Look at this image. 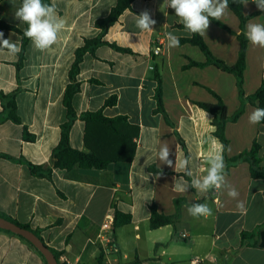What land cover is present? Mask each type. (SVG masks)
Wrapping results in <instances>:
<instances>
[{"label": "crops", "instance_id": "0c3cea01", "mask_svg": "<svg viewBox=\"0 0 264 264\" xmlns=\"http://www.w3.org/2000/svg\"><path fill=\"white\" fill-rule=\"evenodd\" d=\"M244 2L243 13L252 18L243 30L240 19L228 8L219 21L235 34L210 19L207 34L200 35L213 56L227 66L238 62L237 36L246 33V25L264 24V11L253 0ZM116 3L55 0L56 14L64 21L57 42L39 51L29 40L20 69L17 65L22 37L14 31L0 30L19 49L15 54L0 50V93H15L22 121V125L4 121L0 101V154L12 158L0 156V212L38 230L48 247L62 253V264H96L100 248L105 249L107 264H128L136 259L144 264H264V249L241 248L242 232L264 227V180L251 177L247 162L225 170V185L219 190L200 193L189 188L181 193L175 189L176 180L190 183L194 177L206 175L211 154L219 151L224 156L223 144L214 135L213 115L197 103L217 104V95L226 105L228 116H232L241 100L234 75L212 65L185 68L190 61L205 63L207 57L198 46L180 42L193 35L179 27L183 23L174 9L167 7V0H135L105 35L106 41L131 49L134 54L100 46L95 55L84 56L78 75L80 91L73 99L78 119L70 132L71 146L87 151L86 123L80 116L102 109L107 118H127L117 127L124 133L120 138L123 144L136 145L133 160L113 162L103 170L78 166L70 171L54 169L51 180L34 177L19 161L24 158L34 165L51 166V155L66 121L63 98L75 52L85 39L101 33L96 21L107 17ZM20 6L19 0H0V21L25 31L26 23L14 18ZM144 11L156 20L153 31L136 27L137 15ZM168 33L178 37V46L169 47ZM155 46L161 47L160 55H154ZM157 65L163 108L171 123L157 112L158 83L153 74ZM263 81L264 48L249 42L245 97L254 94ZM112 97H116V103L106 107ZM256 108L246 101L243 115L227 123L226 155L236 157L257 142L264 167V126L248 119ZM23 126L36 136L35 142L23 140ZM95 129L89 136L90 144L99 150L109 149L111 139L98 138ZM164 144L171 149V167L158 159V150ZM186 157L191 158L192 176L179 168ZM152 168L158 172H152ZM230 188L239 192L238 197L228 195ZM194 203L207 204L212 214L193 217L188 209ZM153 206L159 214H177L175 225L151 230ZM115 209L130 214L132 220L112 233L111 241L117 246L113 251L106 250L109 238L103 226L108 222L112 225ZM0 264L47 263L24 240L0 232Z\"/></svg>", "mask_w": 264, "mask_h": 264}, {"label": "trees", "instance_id": "16d2710c", "mask_svg": "<svg viewBox=\"0 0 264 264\" xmlns=\"http://www.w3.org/2000/svg\"><path fill=\"white\" fill-rule=\"evenodd\" d=\"M22 4V0H19ZM135 0H117L116 5L112 8L110 14L103 18L96 21V27L100 29L101 33L92 39H85L83 46L78 48L75 52V60L72 64V67L69 72V84L65 89L64 98H63V105L66 109V121L61 125V134L60 140L56 148L53 150L51 155V166L45 167L40 165H34L31 162L21 158L19 161L24 163L28 166L30 173L34 177L38 178H45L51 180L52 173L54 169L70 171L75 166H78L82 169H97L103 170L107 168L110 163L119 162V161H126L131 162L133 160L136 145L132 144L131 146H126L122 143L121 137L124 136V133L117 127L119 122H127L126 117H118V118H107L103 115V110H99L97 112H86L81 114L80 118L82 121L86 123V137H85V144L87 147V151H80L74 149L70 144V132L75 123L78 119V115L73 107V99L76 94L80 91V82L78 81V75L80 72V66L83 62L84 56L86 54L95 55L97 48L100 46H108L120 53L125 54H134L131 49L120 47L115 43H110L105 40V35L108 30L113 27L120 19L122 14L131 9V5ZM243 2L244 0H229V8L237 15V17L241 21V28L242 30L245 27V23L252 18V16H245L243 13ZM42 3L51 5L50 0H42ZM211 19V18H210ZM215 24L220 26L223 29H226L232 34H235L231 31L225 24L220 22L219 20L211 19ZM28 25L26 24V29ZM181 28H185L184 25H179ZM25 29V30H26ZM0 30H9L18 33L22 37V47H21V60L20 63L17 65V68L20 69L22 65V59L24 53L26 51L27 44L29 42V38L24 35L25 31H21L20 29L8 25L5 22L0 21ZM192 37L188 39H181V43H191L193 45L198 46L202 52L207 57V61L205 63H196L190 61L185 68L190 67H205V66H215L217 69H220L226 73L232 74L236 78L237 88L239 92V97L241 100L240 108L234 113L232 116H228L227 107L222 101L220 97H217L218 103L217 104H205V103H197L202 109L207 111L208 113L213 115V125L215 126L214 135L222 142L224 147V162L226 165L225 170L229 171L231 167L236 166L240 162H247L250 167L251 177L253 179H262L264 180V167L261 166V157L260 153V145L257 142H254L251 149L243 151L240 155L232 158H228L226 155V149L228 147V140L225 136V127L229 122H236L244 113L245 111V102L248 101L251 105L257 106L259 108H264V81L262 82L261 86L258 90L248 96L245 97L243 85H244V72L246 68V53H247V45L249 40L247 36L243 33L237 36L240 42V50H239V59L238 62L234 66H227L223 61L218 60L213 56L210 52L209 48L203 41V38L198 33H192ZM154 77L158 83L156 89V100L158 104L157 112L162 113L167 122L171 123L164 108L162 102V83H161V71L160 67L157 65L153 68ZM94 83H99L98 81L92 80ZM0 101L3 108L2 114L4 121H11L17 125H22L21 118L17 112V102H16V95L15 93L12 94H4L0 93ZM116 103V97H112L106 101L105 106H112ZM260 125L264 126V121L259 123ZM97 127L98 131V138L99 137H106L111 139V147L109 149L99 150L94 148L90 144L89 136L92 134V131L95 132ZM137 134H135L136 136ZM23 140L26 142H35L36 136L31 134L28 130L27 126H23ZM182 142V141H181ZM2 158L12 160V158L8 155L0 154ZM152 172L157 173L158 170L155 168L151 169ZM176 204L180 208V204L176 201ZM151 218H150V229L156 230L161 227L165 226H174L176 223V219L178 215L167 216L163 214H159L156 208L153 206L151 208ZM0 217L7 219L18 225L21 228L28 229L34 232L41 240L39 231L32 230L30 226L18 223L15 220L7 217L3 213L0 212ZM132 217L130 214H125L120 212L119 210L115 209L114 219L112 222V231L114 232L117 228L126 226L131 223ZM0 232H5L11 235H15L20 239L27 242L31 247L35 248L30 242L25 240L23 237L13 234L9 231H5L0 229ZM43 241V240H42ZM112 247L114 250H117V246L113 241ZM255 247L264 249V227H258L254 231L248 232L244 231L241 233V248L244 247ZM36 249V248H35ZM49 249L53 252L56 256L58 262L61 256V252L50 248ZM37 250V249H36ZM38 251V250H37ZM59 264H62L59 262ZM96 264H107L105 262V252L104 249L100 248V253L97 258ZM128 264H144L139 259H136L134 262Z\"/></svg>", "mask_w": 264, "mask_h": 264}, {"label": "clouds", "instance_id": "9594fccd", "mask_svg": "<svg viewBox=\"0 0 264 264\" xmlns=\"http://www.w3.org/2000/svg\"><path fill=\"white\" fill-rule=\"evenodd\" d=\"M245 0L244 4H247ZM257 7L264 11V0H253ZM167 7L175 11V15L181 20L185 29L190 33L200 35L207 34L210 26V18L220 20L229 8V0H167ZM14 18L28 25L24 35L29 38L35 49L44 51L49 49L57 42L58 33L64 27V21L56 14L55 0L51 5L42 3V0H22L21 6L15 11ZM156 24L148 11L137 15L136 27L141 31H153V25ZM246 36L249 42L255 46L264 48V24L249 23L246 25ZM169 47L179 45V39L173 33L167 34ZM0 50H7L9 54H15L19 51L17 45L10 39L4 38V33L0 31ZM249 122L258 124L264 121V108L257 107L249 117ZM158 159L162 164L173 165L169 158L171 149L164 144L158 150ZM208 168L206 175L191 179V182L184 180L175 181V189L178 192H187L189 188L196 189L200 193H206L209 190H219L225 185V162L221 152L217 151L211 154L207 160ZM191 158L186 157L179 162V168L184 169L188 176H192L189 169ZM228 195L236 198L239 192L235 188H230ZM243 206L242 203L240 205ZM189 214L199 218L201 216H210L212 210L207 204L194 203L188 209Z\"/></svg>", "mask_w": 264, "mask_h": 264}, {"label": "water", "instance_id": "95a60500", "mask_svg": "<svg viewBox=\"0 0 264 264\" xmlns=\"http://www.w3.org/2000/svg\"><path fill=\"white\" fill-rule=\"evenodd\" d=\"M0 229L19 235L30 242L41 253L47 264H59L53 252L34 232L21 228L2 217H0Z\"/></svg>", "mask_w": 264, "mask_h": 264}, {"label": "built area", "instance_id": "2783aa9c", "mask_svg": "<svg viewBox=\"0 0 264 264\" xmlns=\"http://www.w3.org/2000/svg\"><path fill=\"white\" fill-rule=\"evenodd\" d=\"M160 53H161V47H159V46H155L154 47V55L155 56H157V55H160ZM103 229L106 231V233H105V235H108V236H106V237H108L109 239H108V241H107V247H106V250H113L114 251V249H113V247H112V241H111V236H112V233H113V231H112V225H110V223L108 222V223H105L104 224V226H103ZM105 237V236H104ZM102 240V239H101ZM105 250V249H104ZM105 252V251H104Z\"/></svg>", "mask_w": 264, "mask_h": 264}]
</instances>
